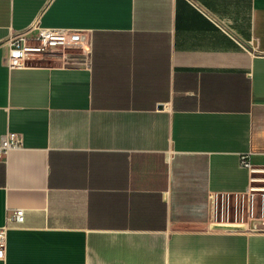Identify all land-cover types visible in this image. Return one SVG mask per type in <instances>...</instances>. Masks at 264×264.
<instances>
[{"label": "crops", "instance_id": "obj_1", "mask_svg": "<svg viewBox=\"0 0 264 264\" xmlns=\"http://www.w3.org/2000/svg\"><path fill=\"white\" fill-rule=\"evenodd\" d=\"M40 28L85 39L11 66ZM8 132L0 264H264V0H0Z\"/></svg>", "mask_w": 264, "mask_h": 264}, {"label": "built area", "instance_id": "obj_2", "mask_svg": "<svg viewBox=\"0 0 264 264\" xmlns=\"http://www.w3.org/2000/svg\"><path fill=\"white\" fill-rule=\"evenodd\" d=\"M85 34L75 30L40 28L36 36V44H31L27 32H18L10 40V65L17 66L25 62L30 52L47 53L51 55L60 54V48H75L82 45ZM72 62V57L67 58ZM22 141L15 132H8L1 140L0 152H7L10 149L20 148ZM240 164L250 172L249 191L250 197L258 196L262 217L264 218V162L255 165L251 160V153L246 152L240 155ZM10 222L20 224L25 220V209L15 208L8 217ZM8 224L0 226V259L5 255Z\"/></svg>", "mask_w": 264, "mask_h": 264}, {"label": "water", "instance_id": "obj_3", "mask_svg": "<svg viewBox=\"0 0 264 264\" xmlns=\"http://www.w3.org/2000/svg\"><path fill=\"white\" fill-rule=\"evenodd\" d=\"M254 227L264 228V220H263V221H260V222L258 223V225H255Z\"/></svg>", "mask_w": 264, "mask_h": 264}, {"label": "rangeland", "instance_id": "obj_4", "mask_svg": "<svg viewBox=\"0 0 264 264\" xmlns=\"http://www.w3.org/2000/svg\"><path fill=\"white\" fill-rule=\"evenodd\" d=\"M60 50H61V49H59V52H61ZM68 52H69V54H70V55H68V56H74V55H76V51H74L73 49H72V50H68Z\"/></svg>", "mask_w": 264, "mask_h": 264}]
</instances>
